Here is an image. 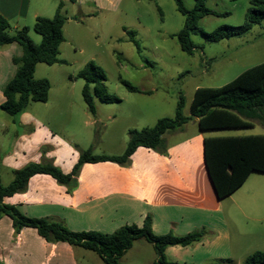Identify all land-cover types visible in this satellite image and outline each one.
Wrapping results in <instances>:
<instances>
[{
	"label": "rangeland",
	"instance_id": "obj_1",
	"mask_svg": "<svg viewBox=\"0 0 264 264\" xmlns=\"http://www.w3.org/2000/svg\"><path fill=\"white\" fill-rule=\"evenodd\" d=\"M115 1L117 8L114 10L112 3ZM182 2L189 11L201 3L214 12L192 24L191 40L197 48L192 54L182 50L177 36L188 16L178 10L175 0H105L99 7L67 4L71 21L66 25V40L59 47L61 62L40 64L35 74L36 78H45L51 83L48 103L31 102L25 111L38 114L54 133L71 141V147L79 153L89 149L95 155H122L130 132L152 127L159 119L174 117L180 97L184 98V115H190L197 88H220L245 70L264 62V20L240 36L211 41L205 35L221 26L243 25L252 0ZM62 13L66 15L64 10ZM30 37L36 44L41 42V36L32 28ZM90 61L105 73V93L120 99L103 102L97 95L96 85L90 84L95 115L89 112L82 94L85 81L78 77V72ZM122 81L141 92L129 91ZM11 116L17 123L20 114ZM253 125L249 129L217 130L211 135H264L263 122L255 121ZM193 130L195 127L190 124L178 136L189 135ZM3 136L0 129V159L14 143L9 135L5 139ZM255 178L259 182L253 181ZM10 179L0 161L1 183L9 184ZM257 191H260L259 196L246 202L245 194ZM234 201H239L242 206L246 202L243 211L247 217L242 211L231 209ZM223 208L224 222L232 239L231 256L221 255L217 233H211L212 229L205 227L208 235L202 242L181 249L173 263L245 264L254 252L264 251V175L255 173L242 189L223 201ZM230 210L234 214H230ZM218 228L214 226V229ZM77 250L98 259L92 251ZM79 257L78 261L81 260ZM157 258L151 243L141 239L121 262L153 264ZM83 263L81 260L80 264ZM0 264L4 263L0 261Z\"/></svg>",
	"mask_w": 264,
	"mask_h": 264
},
{
	"label": "crops",
	"instance_id": "obj_2",
	"mask_svg": "<svg viewBox=\"0 0 264 264\" xmlns=\"http://www.w3.org/2000/svg\"><path fill=\"white\" fill-rule=\"evenodd\" d=\"M104 2L0 0V15L8 20L12 31L23 27L31 31L37 17L52 18L61 5V12L64 10L67 17L63 28L66 34V25L71 21L67 15L70 10L67 4L99 7ZM112 4L115 10L117 2ZM64 38L66 40V35ZM22 54L23 47L16 42L0 48V106L5 101L4 90L17 72L13 59ZM1 112L0 109L3 138L9 135L14 141L12 149L0 159L11 177L9 183L14 179L15 170L30 163L51 162L67 174L73 170L80 153L71 147V141L54 133L38 114L24 111L16 123L12 116L10 118ZM190 124L194 125L195 130L189 135L178 136ZM19 127L22 129L19 130ZM214 131L217 130L201 131L198 118L194 117L180 128L166 132L160 150L139 147L124 165L109 161L84 164L71 192L52 176L37 174L31 177L25 191L4 198V202L16 206L28 217L61 222L71 231L113 233L125 225L143 226L147 216L151 217L152 230L156 235L173 233L184 236L204 230L205 238L208 235L205 227H208L212 229L209 232L217 233L221 255L231 256L232 239L224 222L223 201L242 189L255 173L248 177L242 188L224 199H218L204 159V140L215 137L211 135ZM253 181L259 182V179ZM259 192L245 194L246 202L255 200ZM246 202L242 206L239 201H234L231 209L240 210L247 217L243 211ZM229 212L233 213L231 210ZM214 226L219 228L214 229ZM202 239L191 245L200 244ZM191 245L168 246L165 249L167 261L172 262L181 249ZM77 249L83 248L73 247L66 242H47L31 227L15 232L9 216L0 219V261L4 264H80L81 260L83 264H104L99 256L96 259L89 253H79ZM79 256L81 260L78 261ZM91 258L95 261H90Z\"/></svg>",
	"mask_w": 264,
	"mask_h": 264
},
{
	"label": "trees",
	"instance_id": "obj_3",
	"mask_svg": "<svg viewBox=\"0 0 264 264\" xmlns=\"http://www.w3.org/2000/svg\"><path fill=\"white\" fill-rule=\"evenodd\" d=\"M178 10L187 15L184 28L178 33L183 51L192 54L196 45L191 40L192 24L213 11L198 3L192 11L185 8L182 0H175ZM59 5L54 17H37L33 31L41 36L36 44L30 37V28L23 27L12 31L7 19L0 15V48L12 43L23 47V54L14 58L17 66L14 78L7 84L3 94L5 101L0 109L9 115L21 114L31 102L46 103L51 83L48 79H37L35 71L38 64L53 65L61 62L59 47L64 42L63 28L67 17ZM264 20V0H252L246 22L241 26H221L209 34L211 41H220L240 36L259 25ZM133 36V35H132ZM137 45L136 41L133 40ZM85 81L82 89L84 100L91 114H96L90 84H95L97 95L103 102H118L120 99L105 93L103 82L106 79L103 69L94 62H88L78 72ZM131 92H141L126 81H122ZM184 98L180 97L175 116L159 119L152 127L132 130L127 147L122 155H95L91 150H80L77 163L70 173L62 172L51 162L30 163L14 171V179L8 185L0 180V219L4 215L11 218L15 232L24 227L37 230L47 242H66L72 246L96 253L104 264H122V257L137 240L145 239L153 245L158 258L154 264H176L168 262L165 249L168 246H188L200 241L204 230L191 232L184 236L173 233L156 235L152 230L151 217L147 216L143 226L125 225L113 233L97 231H71L63 223L48 218H33L23 214L14 205L6 204L4 198L23 192L31 177L48 174L57 182L67 186L71 192L77 184V176L86 163L115 162L124 165L139 147L160 150L163 135L180 128L192 118H198L201 131L246 129L253 127V121L264 122V62L253 66L230 83L220 88H197L190 105V115L183 113ZM204 159L209 178L218 199H224L239 189L252 173L264 174V135H245L210 137L204 140ZM245 264H264V251H256L245 260Z\"/></svg>",
	"mask_w": 264,
	"mask_h": 264
}]
</instances>
